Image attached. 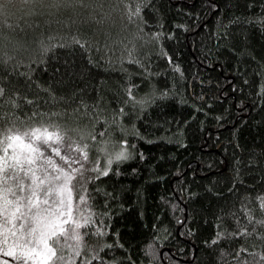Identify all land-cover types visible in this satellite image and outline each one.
I'll use <instances>...</instances> for the list:
<instances>
[{
    "label": "trees",
    "instance_id": "trees-1",
    "mask_svg": "<svg viewBox=\"0 0 264 264\" xmlns=\"http://www.w3.org/2000/svg\"><path fill=\"white\" fill-rule=\"evenodd\" d=\"M12 2L17 5L8 17L12 26L0 18V76L8 77L0 79L5 97L17 91L23 96L27 91L31 81L20 73L27 71L30 60L41 56L39 42L43 39L57 47L47 55V71L33 73V79L51 84L65 100L45 105L48 92L37 90L33 83L29 94L42 98L37 101L41 108L72 107L68 97L83 89L86 103L100 101L103 114L111 116L118 107L117 99L121 103L128 99L123 87L128 80L120 60L133 44L132 54L154 73L146 78L140 75L139 66L124 62L132 73L131 82L139 84L134 95L150 93V83L159 91L171 90L175 82L176 92L185 101L179 95L157 98L155 103L146 101L148 107L135 119L139 135L130 127L135 113L131 104L126 105L129 114L124 124L127 139L135 145L129 149L134 158L119 165V175L113 172L101 178L102 186L114 197L107 206L105 196L94 194L97 210L114 213L110 226L119 233L124 248L105 249L101 255L106 260L115 258L118 264H129L128 257L135 264H264V223H259L264 221V208L257 199L264 194V97L259 95L264 86V19H260L264 0H252L251 8L249 0H151L156 10L144 9L149 23L143 33L139 21L130 23L126 18L123 0H84L85 4L103 5V11L76 5L75 11L63 6L37 7L31 14L28 8H19L20 0ZM211 3L219 7L212 9ZM90 12L102 22L92 20ZM233 16L242 19L228 24ZM249 17L252 19L246 23ZM18 18H22V27L16 24ZM225 30L228 36L218 40L217 33L222 35ZM154 31L162 33L159 40L144 35ZM73 34L98 41L99 52L95 45L92 48L95 59L100 60L107 51L113 63L100 60L99 66H92L87 62L88 53L79 46H59ZM161 47L181 65L183 81L160 55ZM201 96L203 100L198 99ZM80 99L77 93L76 100ZM7 108L11 110L10 105ZM30 110L26 107L18 114L23 117ZM53 119L71 127L90 124L88 117L79 114L65 113ZM185 120L189 122L185 124ZM102 126L100 122L97 128ZM122 136L119 130L113 132L115 139ZM234 179L240 181L235 187ZM237 218L239 226L248 229L240 236L231 235L239 230ZM217 232L227 234L206 244ZM105 239L115 237L110 234Z\"/></svg>",
    "mask_w": 264,
    "mask_h": 264
},
{
    "label": "snow or ice",
    "instance_id": "snow-or-ice-1",
    "mask_svg": "<svg viewBox=\"0 0 264 264\" xmlns=\"http://www.w3.org/2000/svg\"><path fill=\"white\" fill-rule=\"evenodd\" d=\"M76 5L85 8L99 7L103 11V5L85 4L84 0H50V2L20 0L19 8H28L31 14L37 7L51 9L63 6L71 7L75 11ZM123 5V12L126 13L128 21L130 23L139 21V32L143 33L144 26L149 23L144 19V9L156 10L151 0H135V3L133 0H123ZM252 6V0H249L248 7ZM211 7L216 9L219 5L211 3ZM261 7L264 8V3ZM16 8L17 5L12 0H0V18H3L5 25L12 26L8 17L14 14ZM88 15L96 23L102 22L94 13L90 12ZM21 19H17V26L22 27ZM241 19L240 16H233L228 24L239 23ZM251 19L249 17L245 22H250ZM24 23L28 21L25 20ZM144 35L159 40L162 33L154 31ZM167 35L172 37L173 34ZM227 36L226 30L222 35L217 33L218 40ZM52 40L53 37L49 36L48 41ZM73 45L79 46L88 53L89 65L99 66L100 60H104L108 65L113 63L107 51L100 56V60L95 59L92 48L95 45L99 52L101 45L98 41H89L73 34L69 40L59 44L60 47ZM39 47L41 56L30 60L27 71L20 73L31 81L27 84V91L23 96L17 91L12 96L5 97V87L0 84V264H118L115 258L106 260L105 256L101 255L105 249L114 252L117 246L124 248V244L120 242L119 233L113 232L110 226L114 213L97 210L94 194L105 196L103 204L107 206L109 200L114 197L102 186L101 178L109 177L113 172L119 175V165L134 158V152L129 149L134 148L135 145L130 144L127 139L128 126L124 124V118L129 114L126 105L131 104V109L135 113L130 127L136 135H139L135 119H138L143 114V109L148 107L146 101L155 103L157 98L166 99L177 95L181 96V102L185 101L182 93L176 92L175 82L171 90L165 88L159 91L154 83H150V93H145L141 97L134 95L133 89L138 88L139 84L131 82L132 73L124 67V62L139 66L140 75L146 78L154 73L141 58L132 54L135 51L133 44L128 49V55L120 60L121 71L126 74L125 79L128 80L127 85L123 86L128 99L123 103L117 99L118 107L112 110L111 116L103 114L100 101H94L91 105L86 103L83 99V89L74 90L68 97L73 104L72 107H58L52 110L41 108L37 101L42 98L36 94H29L33 92V83L37 90L48 92L49 96L43 98L45 105L65 100V95L63 93L58 95L51 84L33 79V73L47 71V55L57 47V44L41 39ZM160 55L167 58L172 70L178 73L180 80L183 81L185 76L181 65L175 63L171 55L162 47ZM8 59L6 57L3 61L5 66ZM33 63L36 67H32ZM16 67H19V64ZM13 71L15 69L9 70V72ZM56 71L59 72L60 69ZM0 79L6 80L8 77L0 76ZM77 93L81 94L80 100H76ZM259 95L264 97V86L261 87ZM198 99L203 100L204 97ZM21 100L23 103L20 102ZM8 105L11 106V110H8ZM137 105L140 107L139 111ZM26 107L31 110L25 111L24 116L21 117L18 110ZM196 108L204 111L199 109L198 105ZM65 113L86 116L90 124H86L83 128L79 125L71 127L66 126L63 121L53 119ZM100 122H103V126L97 128ZM188 122V120L184 121L185 124ZM116 130L123 133L122 138L113 137V132ZM93 151L96 153L95 156L92 155ZM139 158L144 159L142 152ZM132 171L135 172L136 169ZM238 182L240 181L234 179L233 187ZM228 191L231 192L232 189ZM257 199L260 201V207L264 208V194ZM247 218L252 219L251 216ZM237 222L239 230L231 235L240 236L241 233H247L246 227L239 226L238 218ZM110 234L115 237L113 241L105 239ZM226 234L217 232L205 243L214 244ZM223 251L221 249L222 253ZM261 259L264 260V253H261ZM128 260L129 264H135L131 257H128ZM243 264H247V261Z\"/></svg>",
    "mask_w": 264,
    "mask_h": 264
}]
</instances>
